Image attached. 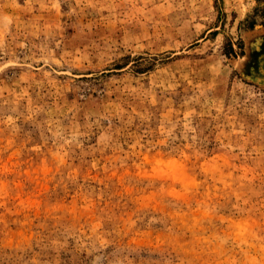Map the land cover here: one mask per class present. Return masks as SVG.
<instances>
[{"label": "rangeland", "instance_id": "rangeland-1", "mask_svg": "<svg viewBox=\"0 0 264 264\" xmlns=\"http://www.w3.org/2000/svg\"><path fill=\"white\" fill-rule=\"evenodd\" d=\"M0 264H264V0H0Z\"/></svg>", "mask_w": 264, "mask_h": 264}]
</instances>
